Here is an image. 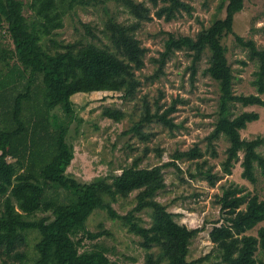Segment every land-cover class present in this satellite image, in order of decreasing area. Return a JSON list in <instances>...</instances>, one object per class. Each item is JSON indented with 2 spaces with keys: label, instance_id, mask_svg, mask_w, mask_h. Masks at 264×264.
I'll use <instances>...</instances> for the list:
<instances>
[{
  "label": "trees",
  "instance_id": "1",
  "mask_svg": "<svg viewBox=\"0 0 264 264\" xmlns=\"http://www.w3.org/2000/svg\"><path fill=\"white\" fill-rule=\"evenodd\" d=\"M245 0H219L217 17L202 28L196 37L169 33L165 49L155 61L159 64L155 76L163 71L166 59L175 50L188 48L192 56V76L196 63L210 50L207 71L218 81L220 99L216 126L208 135V146L221 135L229 139L223 171L231 173L234 160L244 150L243 176L256 181V166L264 168V156L258 150L263 137L246 139L241 129L257 119V111H242L233 115L231 104H263L264 48L254 39L237 40L249 49L259 68L255 71L257 93L237 94L233 89L234 72L227 56L223 37L234 32L236 14L244 8ZM89 0H31L33 15H25L23 0H0V28L7 22L14 48L0 40V264H17L28 258L22 247L28 243L30 232L38 234L33 264H115L107 249L96 245L81 251L84 239H95L106 230L87 228L90 215L97 209L106 210L112 219H120L130 232L142 238L146 249V264H192L211 256L188 260L192 239L205 225L189 227L179 222L176 212L157 199L166 187L164 168L180 167L178 159L196 162L192 177L201 176L214 185L222 176L205 167V151L198 145L177 150L172 159L153 166H141L142 157H135L122 168L112 183L105 179L81 182L68 175L74 151L67 136L77 117L73 95L100 90L122 91L134 95L141 80L137 70L145 66L148 47L136 36L142 23L154 16L170 20L183 11L192 12L187 0H126L129 11L136 17L132 23L110 18L104 27L108 42L100 45L92 40L59 41L54 35L63 27L65 15ZM49 40V42H48ZM60 108L61 113L56 109ZM175 102L161 111L158 105L152 113L146 104L145 115L131 130L149 139L142 127L156 120L169 128L176 123L169 114ZM103 114L119 121L120 109L106 108ZM145 148V152H146ZM212 153L216 155L213 148ZM136 191L135 206L120 214L113 206L118 198ZM217 202L224 214L223 221L210 230L218 262L212 264H264V226L257 234L248 233L264 221V199L257 193H243L242 187L223 188ZM245 205V207H243ZM151 209L152 223L144 225L136 213ZM42 212V216L37 214ZM154 246L159 247L156 253Z\"/></svg>",
  "mask_w": 264,
  "mask_h": 264
},
{
  "label": "rangeland",
  "instance_id": "2",
  "mask_svg": "<svg viewBox=\"0 0 264 264\" xmlns=\"http://www.w3.org/2000/svg\"><path fill=\"white\" fill-rule=\"evenodd\" d=\"M25 2V15L31 18L33 10L31 0ZM85 6L78 5L69 11L63 19V27L54 35L59 41L78 42L92 40L100 45L107 43L104 27L110 18L122 23H132L136 17L129 11L126 0H89ZM146 1L151 5L149 0ZM193 5L192 12L183 11L170 20L154 16L145 21L135 34L143 45L148 47L145 66L137 70L141 80L134 95H126L122 91L100 90L93 92H78L72 99L77 111V117L70 126L68 142L72 144L74 157L66 173L76 177L81 182H91L105 179L112 183L122 168L131 164L132 160L142 157L141 166H153L172 159L177 150H186L198 144L205 151L207 164L212 166V172L222 177L212 185L201 176L192 177L190 172H196V162L188 159H178L176 166L164 168L166 187L157 194V199L166 203L169 210L176 212V219L189 227L205 225L204 230L192 239L188 260H195L211 251V256L202 262L192 264H212L218 262L217 251L211 240L210 230L215 223L223 221L224 214L217 202L223 188L242 187L243 193H257L264 199V168L256 166V181L243 176V155L240 150L238 159L234 160L231 173L223 171L222 162L227 157V147L230 142L225 135L213 141L208 146V135L216 126L220 89L218 81L207 71L210 50L207 49L196 63V72L192 76V56L190 49H177L169 56L162 73L155 76L159 64L155 57L165 49V39L169 33L190 35L196 37L204 27L209 26L217 17H224L225 10L218 11L219 0H187ZM245 40L254 39L259 48H264V0H245L244 8L235 16L234 32L223 37L227 46V56L232 66L235 78L233 89L237 94L257 93L254 84L255 71L259 63L249 55V49L238 42L236 35ZM0 40L8 48H14L13 40L8 31L7 22L0 28ZM49 42V40H48ZM264 99V93L261 94ZM175 102V110L169 116L176 123L172 129L156 120L142 127L145 133H150L149 139L131 130L145 115L146 104L151 112L162 106L161 111ZM111 107L120 109L124 117L117 121L103 114ZM233 115L242 111H257L259 117L241 129V136L252 139L257 136L264 138V103L243 104L235 101L231 104ZM61 113L60 108L56 109ZM145 148L146 152H145ZM216 150V155L212 149ZM258 150L264 156V142ZM136 191L128 197L118 198L113 206L118 213L126 214L136 204ZM245 207V205H243ZM152 210L147 208L136 212L144 225L152 223ZM38 216L43 213L39 212ZM264 221L258 223L248 233L257 234ZM87 228L91 231L106 230L98 238H85L81 251L92 249L96 245L107 249V254L115 264H146V249L142 246V238L130 232L120 219H112L106 210L97 209L89 217ZM38 240L36 232H30L28 243L22 247L27 253L24 261L17 264H33ZM153 251H159L154 246Z\"/></svg>",
  "mask_w": 264,
  "mask_h": 264
}]
</instances>
